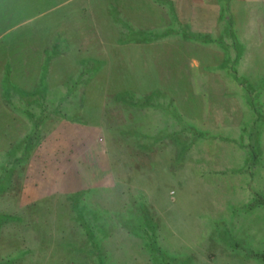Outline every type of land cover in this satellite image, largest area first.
I'll use <instances>...</instances> for the list:
<instances>
[{"label": "rangeland", "instance_id": "374dc122", "mask_svg": "<svg viewBox=\"0 0 264 264\" xmlns=\"http://www.w3.org/2000/svg\"><path fill=\"white\" fill-rule=\"evenodd\" d=\"M48 1L0 0V176L34 136L27 192L53 200L86 184L111 190L95 201L107 213L96 211L108 223L106 264H264V0H214L218 23L202 33L216 40L194 45L121 44L127 33L111 19L113 5L122 13L115 20L144 29L171 22L148 0L139 12L133 0ZM21 90L32 94L27 102ZM44 91L86 125L48 108L43 115ZM128 93L140 101L136 113ZM129 134L142 137L141 148L120 147ZM33 202L7 193L0 211L25 213ZM36 217L52 227L45 212ZM79 233L68 240L80 242ZM53 235L27 241L28 264H71L64 250L52 258ZM146 235L159 251L142 249ZM12 239L0 241V263Z\"/></svg>", "mask_w": 264, "mask_h": 264}, {"label": "trees", "instance_id": "16d2710c", "mask_svg": "<svg viewBox=\"0 0 264 264\" xmlns=\"http://www.w3.org/2000/svg\"><path fill=\"white\" fill-rule=\"evenodd\" d=\"M55 1V2H54ZM49 0L48 3H53L51 6L55 7L56 5L63 3L65 0ZM143 0L139 1H132V7L133 10H138L141 2ZM152 4H156L160 6L161 10L163 11V16L171 17V22L166 23L164 21V26L159 27L160 29H144V25H140L137 22H132L126 19V16H122L120 20H115L114 18L118 16L119 8L117 6L113 5V7L109 8L110 17L111 19L119 24L120 27L124 28L126 30L127 34H123L124 39H120L121 44H149V43H158L161 42L167 38H174L176 37L179 41L184 40L188 42H192V44H198L202 41L197 40H206L207 42H214L216 39L213 38V34H198L194 33L190 27V25L182 20L177 15L175 4L172 0H148ZM220 1V0H219ZM222 1H220L221 4ZM169 20V18H168ZM171 26V28H170ZM182 42V41H181ZM196 42V43H195ZM203 43V42H202ZM204 44V43H203ZM209 46V45H208ZM6 82L5 85L8 87V84L10 86L13 85V83L10 81L9 77L6 76ZM22 92V101L27 102V97H32L31 93H25ZM45 92V91H44ZM46 93V99L47 103L45 104V100L42 102L41 108H42V114L49 116L51 113H55L56 115L63 113L62 109L64 108V104L61 103L60 99H57L54 95H48V91ZM39 94V93H38ZM162 95V94H161ZM127 96L130 98V107L134 113H136L137 108L139 106L140 101L136 99L135 94H127ZM45 95H42V98H44ZM155 96H151L150 100H152ZM41 98V99H42ZM148 99V96H147ZM43 100V99H42ZM30 102V101H28ZM31 104V103H29ZM120 104V102H119ZM150 102L147 101L146 105L149 106ZM157 104V103H156ZM32 105V104H31ZM50 105V106H49ZM55 106L54 110H50V107ZM45 108L49 109V114H44ZM63 114L66 115L64 112ZM67 117V115H66ZM71 123H81L83 125H86L84 122L79 120H69L68 117L66 118ZM39 125L36 126V128L39 129ZM120 127V125H119ZM119 127L115 130H118ZM103 128L105 131H109L111 129L110 126L107 124H103ZM131 135V134H129ZM124 135L123 137V144L120 146L121 148L125 149L126 145L127 147L131 146H140L142 144V137L133 135ZM37 138L39 134L37 133ZM132 138V139H130ZM34 136H29L26 141V145L24 148H22L21 145H19V150L22 153V156L20 158H17L16 163L11 169H4L0 176V199H2L7 193L13 194L16 201H19V198L26 193L27 197H31V201L34 202L27 206V211L24 212H14V213H4L0 211V241L6 237H8L10 234L13 236V239L11 240V245L16 246L14 249V252L10 253L7 257H5V262H1L0 264H28L27 260L25 259L29 253L33 250L28 248V245L25 246L28 240H31L32 237H35L34 243L37 242L38 239L44 238L45 239V233H47L48 229L52 228L54 235L52 238L53 240H48L47 245H54L52 248L53 255L52 258L57 256V254L60 255V253L64 250L70 255L72 258H70L69 262L71 264H90V260L95 256L96 260H92L94 264H106L105 259L102 257L104 256V251L106 249V239L105 234H103L105 231V228L107 227L108 223L105 219L103 221H99L96 216V211L98 213H101L102 217L106 216V211H102V206H97L98 204L95 203L96 199L99 198H105L108 197L107 193L111 190L107 188H100L97 189L95 185H82L77 186V189L75 191L71 192H62L60 194H54L55 197L53 200L49 199H37L36 191L32 190L30 192H27L24 187L23 176L25 175V168L24 164L28 162L29 159V148L33 149L32 144L33 143ZM131 141H126V140ZM137 143V144H136ZM42 142L38 141L37 146L41 145ZM22 168H19L21 167ZM14 168V169H13ZM13 169V170H12ZM7 170V171H5ZM115 189H113L114 191ZM112 192V191H111ZM133 192H131L132 195ZM123 194V193H122ZM121 193L117 196V200L123 199V195ZM130 195V193H128ZM130 197V196H129ZM29 199V198H28ZM139 199H143V197H138V205H140ZM95 203V204H94ZM45 212L47 214L48 219H52L53 225L50 226H43L40 225V222L36 216L38 214H42ZM103 212V213H102ZM66 222H70L71 226L68 230L63 229L62 225L66 224ZM77 222L79 224H77ZM149 221H147V225H149ZM77 224V225H76ZM51 225V224H50ZM12 227V228H11ZM140 229H144L143 226H140ZM83 233L81 236L79 233V236L82 238V240L79 242L76 240V238H73L71 240H68V236L72 237L75 236L78 232ZM77 231V232H75ZM103 234L102 238H99V234L97 232H100ZM10 232V233H9ZM69 233V234H68ZM71 233V234H70ZM149 232L147 230H144L143 234H148ZM35 235V236H34ZM68 235V236H67ZM140 240H142L141 247L142 249H146V251H151V253H155L159 251V246L157 243L156 237H149L146 236H140L138 237ZM66 244V245H65ZM82 244V245H80ZM73 245H78V250L73 249ZM85 246V247H83ZM59 247V248H58ZM72 248V249H71ZM60 253H58V250ZM74 255H76V258H73ZM8 258V259H7Z\"/></svg>", "mask_w": 264, "mask_h": 264}, {"label": "crops", "instance_id": "0c3cea01", "mask_svg": "<svg viewBox=\"0 0 264 264\" xmlns=\"http://www.w3.org/2000/svg\"><path fill=\"white\" fill-rule=\"evenodd\" d=\"M180 20L188 23L194 33L205 34L208 26L218 23L221 5L214 0H172ZM132 3L131 1H129ZM220 7V8H219ZM137 12L138 10H132Z\"/></svg>", "mask_w": 264, "mask_h": 264}]
</instances>
